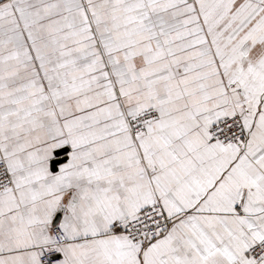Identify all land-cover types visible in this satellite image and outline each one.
I'll list each match as a JSON object with an SVG mask.
<instances>
[{
    "label": "snow or ice",
    "instance_id": "1",
    "mask_svg": "<svg viewBox=\"0 0 264 264\" xmlns=\"http://www.w3.org/2000/svg\"><path fill=\"white\" fill-rule=\"evenodd\" d=\"M0 264H264V0H0Z\"/></svg>",
    "mask_w": 264,
    "mask_h": 264
}]
</instances>
